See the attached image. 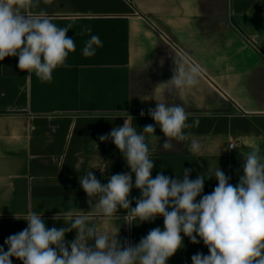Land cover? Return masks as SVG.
Returning a JSON list of instances; mask_svg holds the SVG:
<instances>
[{"label":"crops","instance_id":"obj_1","mask_svg":"<svg viewBox=\"0 0 264 264\" xmlns=\"http://www.w3.org/2000/svg\"><path fill=\"white\" fill-rule=\"evenodd\" d=\"M40 10L59 27L71 24L66 35L76 50L67 58L70 67L54 70L51 83H41L35 74L29 79L18 68V57L0 61V246L5 251V240L27 227L23 219L29 211L42 214L48 228L68 226L69 214H87L98 232L119 229L118 239L133 245L151 229L163 230V217L131 225L127 210L101 217L79 182L89 170L102 184L130 172L114 143L99 139L129 116L138 132L155 127V136L145 134L153 178L161 171L182 178L183 169H191L194 180L219 165L236 185L243 175L242 153L259 145L264 154V0H40L39 8L27 11ZM89 26L92 33L80 35ZM90 35H98L103 47L84 57ZM174 56L181 62L188 57L202 75L196 86L169 94L164 83L173 76ZM157 102L182 104L187 123L199 120L184 130L190 134L186 141H173V150L162 147L167 138L148 115ZM193 139L201 144L198 155L189 149ZM217 184L206 179L203 194ZM138 198L133 187L131 207ZM57 214L59 221L53 219ZM74 238L75 230L65 237ZM183 244L167 264H192L193 255H209L202 241L192 244L184 237ZM12 264L22 262L13 257Z\"/></svg>","mask_w":264,"mask_h":264},{"label":"clouds","instance_id":"obj_2","mask_svg":"<svg viewBox=\"0 0 264 264\" xmlns=\"http://www.w3.org/2000/svg\"><path fill=\"white\" fill-rule=\"evenodd\" d=\"M39 5L40 0H0V61L18 57L17 66L29 73V79L35 74L41 83H51L54 70L70 67L66 61L75 52L76 42L66 35L71 24L59 27L46 11H27ZM91 33L89 26L80 35ZM98 47H103V42L98 35H90L82 55L92 57ZM173 63V76L164 83L169 94L199 83L202 70L198 64L188 57L178 61L176 56ZM140 115L145 113L141 111ZM148 115L167 138L162 145L165 150L174 149L173 141H186L190 134L184 130L199 125V120L187 123L182 104L157 102ZM129 117L123 126L99 139L114 143L130 172L111 175L102 184L89 170L79 182L90 207H95L101 217H117L120 209L127 210L129 225L131 221L154 222L163 217V230L151 229L133 245L118 239L119 229L115 233L98 232L94 223H88L87 214H69L68 226L48 228L42 214L29 211L23 219L27 227L5 240L7 251L0 246V264H12L13 257L22 264H167L184 247V237L192 244L202 241L209 251V255H193L192 264H264V154L260 146L250 145L242 153L243 175L236 185L229 182L231 177L219 165L194 180L189 178L191 169H183L182 178L173 179L163 171L153 178L154 160L145 134L155 136V127L149 124L138 132ZM189 149L198 155L201 144L193 139ZM212 178L218 184L205 195V180ZM133 187L140 192L134 208L129 199ZM58 215L53 219L59 221ZM73 230L75 238L69 242L65 237Z\"/></svg>","mask_w":264,"mask_h":264},{"label":"rangeland","instance_id":"obj_3","mask_svg":"<svg viewBox=\"0 0 264 264\" xmlns=\"http://www.w3.org/2000/svg\"><path fill=\"white\" fill-rule=\"evenodd\" d=\"M228 23L233 24V21L231 19L228 20Z\"/></svg>","mask_w":264,"mask_h":264},{"label":"built area","instance_id":"obj_4","mask_svg":"<svg viewBox=\"0 0 264 264\" xmlns=\"http://www.w3.org/2000/svg\"><path fill=\"white\" fill-rule=\"evenodd\" d=\"M230 145H232V146H233V144H232V143H231V144H229V146H230Z\"/></svg>","mask_w":264,"mask_h":264}]
</instances>
